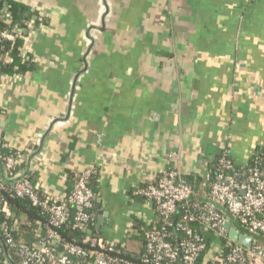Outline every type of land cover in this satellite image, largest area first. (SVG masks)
Returning a JSON list of instances; mask_svg holds the SVG:
<instances>
[{"label": "crops", "instance_id": "0c3cea01", "mask_svg": "<svg viewBox=\"0 0 264 264\" xmlns=\"http://www.w3.org/2000/svg\"><path fill=\"white\" fill-rule=\"evenodd\" d=\"M12 1L46 22L26 32L34 69L1 75L0 136L50 196L97 173V237L140 253L151 180L264 151V0Z\"/></svg>", "mask_w": 264, "mask_h": 264}, {"label": "built area", "instance_id": "2783aa9c", "mask_svg": "<svg viewBox=\"0 0 264 264\" xmlns=\"http://www.w3.org/2000/svg\"><path fill=\"white\" fill-rule=\"evenodd\" d=\"M8 8L6 0H0V18L9 15ZM34 25L30 21L25 29L0 30V65L11 62L9 54L2 52L3 45L16 39L24 40V59L26 32ZM31 153L14 150L0 136V215L12 217L6 199L18 198L30 201L47 218L44 224L36 222L39 238L33 244L17 242L14 228L6 221L1 224L5 244L18 264H264V151L244 166L220 158L215 176L205 178L203 186L208 190L201 198H196L194 187L176 168L151 180L140 195L157 221L146 232L145 254L140 258L88 233L96 218V193L89 185L94 170L77 175L72 191L61 196L43 192L29 175L14 182L25 173ZM227 212L235 218L233 226L255 240L251 249L229 237ZM63 226L87 236L80 242L68 241L59 232ZM3 253L0 248V259Z\"/></svg>", "mask_w": 264, "mask_h": 264}, {"label": "trees", "instance_id": "16d2710c", "mask_svg": "<svg viewBox=\"0 0 264 264\" xmlns=\"http://www.w3.org/2000/svg\"><path fill=\"white\" fill-rule=\"evenodd\" d=\"M7 4L9 5L8 12L9 15L6 18H0V30H5L8 28H14L16 26L20 27L21 29H25L27 24L30 21H35V25H42L45 24L46 20L44 19L41 14L38 12H31L29 9L21 3L6 0ZM3 6V4H2ZM24 45V40L16 39L14 42H6L3 46L4 53H8L11 59L9 63H2L0 65V75H13L16 73H25L27 71H31L34 69V66L30 64L28 61H24L21 56V48ZM228 157V155L224 151H220L217 155V158L213 161L212 164H209V175L210 177L215 176V168L217 162L222 157ZM186 180L194 187L196 198H201V192L204 184V177H201L197 174H190L185 176ZM29 180L36 184L35 176L33 174H29ZM97 183V173H94L90 178V186L93 190H96ZM72 189H68L66 193H70ZM96 193V192H95ZM6 201L8 202L9 206L12 210V217L5 218L4 215H0V248L4 250V253L0 259V264H18L19 260L11 249H8L7 255L5 254V249L3 246L4 237L2 236L1 231V224L6 221V223L14 228L13 236L17 242L24 241L28 244H33L38 240V233H39V226L36 222H41L44 224L47 221V218L41 214L40 209L33 205L27 199H18V198H7ZM97 199L95 200V202ZM96 205L94 208L95 213ZM96 216V215H95ZM138 220V219H137ZM139 221V220H138ZM137 221L136 228L139 231V238L143 239V248L140 253H133L128 252V256L135 255L139 258L145 254V245H146V232L152 228V226H146L141 222V224ZM61 236L68 240H78L79 242L87 236L86 233H81L77 231H73L71 228L67 226H63L59 230ZM93 236H99L96 230V218L90 228L88 230ZM209 240H211V236H208ZM260 242V239H258ZM118 248H125L118 246Z\"/></svg>", "mask_w": 264, "mask_h": 264}, {"label": "water", "instance_id": "95a60500", "mask_svg": "<svg viewBox=\"0 0 264 264\" xmlns=\"http://www.w3.org/2000/svg\"><path fill=\"white\" fill-rule=\"evenodd\" d=\"M34 156H36V154H32L30 157H29V160H28V167L25 171V173L23 175H21L20 177H18L15 181H20L22 180L23 178L27 177L29 174H30V171H31V161L32 159L34 158ZM99 207H97L98 209ZM228 218H229V221L226 222V228L228 229V234H229V237L234 241V242H237L238 244L244 246L245 248L247 249H251V247L253 246V244H255V240L253 239V237L247 235V234H243L240 230H238L235 226H233V221L235 220L234 216H232L229 212L226 213ZM99 215L101 216H105V218H107V214L105 215L104 212L102 210H99ZM102 221L103 220V217H100L99 218V221ZM106 221V219H105ZM100 224V223H99ZM107 225V224H105ZM3 246H4V249H5V254L7 255L8 253V247L7 245L5 244V242H3Z\"/></svg>", "mask_w": 264, "mask_h": 264}]
</instances>
